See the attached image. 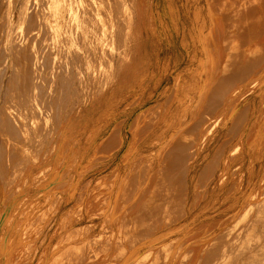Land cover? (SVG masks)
Masks as SVG:
<instances>
[{
    "label": "rangeland",
    "instance_id": "rangeland-1",
    "mask_svg": "<svg viewBox=\"0 0 264 264\" xmlns=\"http://www.w3.org/2000/svg\"><path fill=\"white\" fill-rule=\"evenodd\" d=\"M48 1L0 0V110L6 97L20 109L35 92L25 87L43 81L40 71L19 73L24 50L66 99L98 76L102 22L105 46H124L88 125H43L39 116L19 123L16 115L13 125L0 123V264H170L173 245L185 242L176 264L255 262L264 254V0H107L101 13L100 0ZM235 48L245 53L227 73ZM201 70L210 85L198 97ZM153 129L167 139L146 147ZM46 136L65 137L58 172H68L57 177L66 184L52 181ZM128 149L119 177L112 169ZM79 150L86 155L73 162ZM201 232L208 238L195 242Z\"/></svg>",
    "mask_w": 264,
    "mask_h": 264
},
{
    "label": "bare ground",
    "instance_id": "bare-ground-1",
    "mask_svg": "<svg viewBox=\"0 0 264 264\" xmlns=\"http://www.w3.org/2000/svg\"><path fill=\"white\" fill-rule=\"evenodd\" d=\"M51 1V0H50ZM48 1V2H50ZM66 1V0H65ZM101 1V4L98 6L97 10H98V13H101V12H104V9H105V6H106V2L107 0H100ZM64 2V1H63ZM244 2V1H243ZM243 2L239 1L240 3V6H243ZM51 3V2H50ZM49 3V4H50ZM56 4V3H55ZM260 4V2H259ZM58 5V4H57ZM62 5V4H61ZM64 5V4H63ZM257 5V4H256ZM259 6V5H257ZM54 7V5H53ZM57 7V6H56ZM55 7V8H56ZM60 7V6H59ZM62 7V6H61ZM68 7V6H67ZM67 7L65 9H67ZM70 7V6H69ZM221 6H217V9H219ZM52 8V7H51ZM64 9V10H65ZM156 10L157 7H156ZM215 10V9H214ZM53 13H55L54 9H52ZM59 11V10H58ZM57 11V13H59ZM67 11V10H66ZM60 14V13H59ZM28 15V14H27ZM55 15V18H56V14ZM53 15V16H54ZM52 16V15H51ZM216 16H219V14L217 13ZM54 18V19H55ZM53 19V18H52ZM51 20V19H50ZM56 20V19H55ZM54 20V21H55ZM101 20V18H100ZM26 21V25L27 27H30V25H33L34 22L32 20V16L29 14L28 17H27V20L25 19ZM48 21V20H46ZM45 21V22H46ZM58 22V21H57ZM48 23V22H47ZM53 23V22H52ZM51 23V25H52ZM36 24V22H35ZM153 31L155 32V29L156 28V31H157V28L159 29L161 27V21L159 20V16L156 15L153 19ZM48 25V24H47ZM113 25V24H112ZM53 26V25H52ZM101 36L100 38H98L99 40V43H100V51L98 53V55H96V57L103 61L106 62L107 64H101L100 65L98 64V66L96 67L97 69V72H98V76L95 78H92L91 77L93 76H90V79L88 82H85L84 86L82 87H73L71 88L70 90V93L68 92V96L66 99H63L60 95H59V92L57 89H53L51 88V86L49 85V81H50V78L49 77H45L48 73L44 70L46 69V67H44V64L43 63H33L31 60H32V53L29 52H26L24 50V54L26 56V61L22 62V66L23 67H20V70H19V73L21 75H26L27 77H31L32 74H38V71H40V74L42 77H43V81L40 82L38 85L36 86H27L25 87V89H27L29 87L30 90H34L35 92L33 93H30L27 97H25L22 101L23 105L20 106V109L21 107L23 108L22 110H20L19 108H15L13 106H11L10 104V99L8 97L5 98V101L6 103H8L7 105H4L2 110H0V123L2 124H5V125H13L12 123V119L14 117V115H16V117L18 118L19 120V123L20 121L23 119V118H31L33 116L32 119L34 118H37V116H39L42 121H43V125H70V126H67L68 128L67 129H74V126L75 125H88L89 123V118L91 117V101H93V99L96 97L97 93L99 92V89H101V87H103L102 85V79L105 80V78H107L108 76L110 77V73H115L117 71V61L115 58H120V54L123 50V46H124V43H116V42H113V45H110V47H106L105 46V43H104V37L106 35V29H107V26H106V23L102 22L101 23ZM48 28V26H46ZM49 29V28H48ZM84 29V28H83ZM81 30V29H80ZM50 31V30H49ZM52 31V29H51ZM50 31V32H51ZM84 31V30H83ZM160 31V30H158ZM79 32V31H78ZM53 33V32H51ZM55 33V32H54ZM152 33V32H151ZM198 33L200 35H202L203 33V30L202 29H198ZM57 34V33H56ZM80 34V33H77V35ZM82 35V33H81ZM80 36V35H79ZM83 36V35H82ZM197 37H198V41H200V44H201V38L202 36L199 37V35L197 34ZM80 39V37H78ZM82 40V39H81ZM201 47H205V42L202 43L200 45ZM235 50H237V48H235ZM235 52V53H234ZM39 53V52H38ZM245 51H244V48L243 50H241V48L237 51H233V53L231 52L230 55L227 54L228 57H232V61L229 62V65H228V69L226 70V72H233L234 74H236V71L235 69L240 65L238 64L239 62L237 63H234V61H237L240 57L239 56H244L242 54H244ZM236 57V58H235ZM238 58V59H237ZM228 60V59H226ZM226 60H223L221 61L220 63L224 62L226 63ZM28 61H31V62H28ZM27 62H28V66H27ZM105 66V67H104ZM104 67V68H103ZM95 70V69H94ZM89 71V70H88ZM87 71V73H88ZM95 73V71H94ZM200 77H201V81L198 83V97L201 96L208 88V86L210 85V75L211 73L209 72H204V70H201L200 71ZM224 72H220V71H216L215 72V75L217 76V78H221L223 76ZM264 74V73H263ZM90 75V73H89ZM97 75V74H96ZM202 75H206V79L202 78ZM262 75V74H261ZM89 77V76H88ZM94 77V76H93ZM108 77V79H109ZM87 78V77H86ZM263 78V76H262ZM87 81V79H86ZM107 81V79H106ZM104 83V81H103ZM106 83V82H105ZM104 83V85H106ZM107 84H108V81H107ZM262 84H264V78L262 80ZM101 85V87H100ZM264 86V85H263ZM100 87V88H99ZM261 87V86H260ZM105 89V87H104ZM103 90V88H102ZM101 90V91H102ZM104 91V90H103ZM111 91V89H110ZM25 92V91H24ZM102 93V92H101ZM99 96V95H98ZM101 96V95H100ZM29 97H33L31 100H29ZM28 98V99H27ZM27 100V102H26ZM40 101V102H39ZM26 102V103H25ZM146 104V103H145ZM121 107V106H120ZM193 107V106H192ZM13 108H15V111L16 113L14 114V111H13ZM113 108V107H112ZM98 110V109H97ZM149 109H146V110H143L142 112L138 113L136 116H135V121H138L140 118H143L144 115L148 112ZM115 114V113H114ZM96 119V118H95ZM96 122V121H95ZM114 123V122H113ZM27 125V124H25ZM61 127V126H60ZM87 127V126H85ZM92 127V126H91ZM152 127V126H151ZM149 127V128H151ZM154 127V126H153ZM66 128V126H65ZM77 128V127H76ZM160 128V127H159ZM82 129V127H81ZM79 130V128H78ZM92 131V130H91ZM146 131V130H145ZM148 131V130H147ZM162 132V130L160 131ZM60 133V131H59ZM71 133V132H70ZM85 133V132H84ZM83 134V132H82ZM64 136V135H63ZM63 136H59V137H56L55 139L53 137H50V136H46L43 138L44 142H45V147H46V153H44V155H46V159L48 161V164L51 165L53 167V175L51 176V178H54V180H52L54 182V185L56 186L57 185V181H62L63 183L66 184L67 181H64V180H61L63 179V175L65 176V174H67L68 170H65L64 173L60 174V172H58V168L60 166H62V158L60 156H63V155H60V151L58 150V145L59 144H63L65 142V137ZM70 136L72 137V139L75 140V134H70ZM83 135H81L82 137ZM69 137V136H68ZM93 138V137H92ZM167 139V138H166ZM165 137L161 134V133H158L157 130L153 129L151 130L149 133H147L146 137L143 139V145H145L146 147H151V146H154V145H159L161 143V141H166ZM70 140V138H69ZM68 142V141H67ZM74 143V142H73ZM77 143V141H76ZM75 143V144H76ZM88 143V142H87ZM69 144V143H68ZM86 144V143H85ZM140 144V143H139ZM43 145V143H42ZM70 145L72 146V144L70 143ZM121 145V142L120 144ZM69 146L68 148L70 149ZM84 146V145H83ZM95 146V144H94ZM99 146V145H98ZM137 146V145H136ZM79 147V146H78ZM156 147V146H155ZM56 150H55V149ZM67 148V147H66ZM65 148V149H66ZM67 148V150H68ZM80 148V147H79ZM97 148V147H96ZM122 148V147H121ZM42 149V148H41ZM82 149V148H81ZM144 149V148H143ZM86 150V149H85ZM95 150V148L93 149ZM130 150L128 149V154L124 153V156H121V159L120 161L121 162V166L118 167L119 163H117L115 165V167L112 169V170H115L117 175L120 177L122 174H121V171H123L124 167H125V163L127 161H130V156L132 153L131 151V154L129 152ZM134 151V150H133ZM66 152V150H65ZM93 152V151H92ZM150 152V151H149ZM250 152V151H249ZM69 153V152H68ZM146 153V152H145ZM64 154V153H63ZM67 154V153H66ZM140 154V153H139ZM142 154V153H141ZM42 155V154H41ZM71 155V154H69ZM68 155V157H69ZM79 155V156H78ZM86 155V152L85 151H78L77 153L75 152V157L73 158V162H75V158L77 157H80V158H83L84 156ZM91 155V154H90ZM89 155V156H90ZM129 155V156H128ZM92 156V155H91ZM143 156V155H142ZM39 158V156H37ZM139 157V155H137L136 159ZM141 157V155H140ZM37 158V159H38ZM44 158V157H43ZM86 158V157H85ZM134 158V157H132ZM131 158V159H132ZM42 159V157H41ZM45 159V160H46ZM68 159V158H67ZM75 159V160H74ZM135 159V160H136ZM81 160V159H80ZM153 160V159H152ZM67 162V160H65ZM86 161V160H85ZM132 161V160H131ZM151 161V160H150ZM35 162V161H34ZM33 162V163H34ZM134 162V160L132 161ZM155 162V161H153ZM160 162V161H159ZM32 163V164H33ZM84 163V162H83ZM130 163V162H129ZM35 164V163H34ZM65 164V163H64ZM160 164V163H159ZM72 165V164H71ZM151 165V163L149 164ZM65 166V165H64ZM50 169L49 166L46 167L45 169ZM150 168V167H149ZM69 169V168H68ZM72 169V168H71ZM44 170V169H43ZM75 170V169H74ZM125 170V169H124ZM151 170V168H150ZM149 170V171H150ZM155 170V169H154ZM157 171V170H155ZM44 172V171H43ZM47 172V171H46ZM76 172V171H75ZM72 173V171H71ZM74 173V171H73ZM125 173V172H124ZM151 173V172H150ZM152 173H154V171H152ZM45 174V173H44ZM57 175L61 176V179H58ZM76 175V174H75ZM81 175V174H80ZM85 175V174H84ZM83 176V175H82ZM149 176V175H148ZM70 177V176H69ZM36 179V178H35ZM86 179V178H85ZM40 180V179H39ZM43 180V178H42ZM40 180V182L42 181ZM78 180V179H77ZM102 180V179H101ZM100 180V181H101ZM97 181V180H96ZM99 181L98 184H100L101 182ZM39 182V181H38ZM73 182V181H72ZM79 183V182H78ZM71 187L69 188H72L74 183H71ZM33 185V184H32ZM69 185V183H68ZM78 185V184H77ZM69 188H67L69 190ZM252 189H249V193H247L246 195L243 196V202H242V206L245 205V207L243 208L245 211L247 210L246 208L249 207L250 204H248L250 201V198L252 196V190L254 189V187L252 186L251 187ZM246 190V189H245ZM67 192V191H66ZM65 192V193H66ZM69 193V192H67ZM68 195V194H67ZM75 195V194H73ZM107 197H108V194H106ZM36 197V196H35ZM109 198V197H108ZM111 198V196H110ZM241 198V197H240ZM34 199V198H33ZM67 199V198H66ZM72 199V198H71ZM239 200V199H238ZM37 201V200H36ZM37 203V202H36ZM241 203V202H240ZM237 204V203H236ZM239 204V203H238ZM239 207V206H238ZM83 216V215H81ZM80 217V216H79ZM81 218V217H80ZM89 219V217H88ZM87 220V219H86ZM79 221V220H78ZM186 221V220H185ZM81 222V221H80ZM90 222V221H88ZM87 222V223H88ZM75 223V222H74ZM72 223V224H74ZM80 224V223H79ZM83 224V223H82ZM240 225V221L235 224V227L238 228V226ZM73 226V225H71ZM244 226V225H243ZM179 227L180 229H183L184 226L182 225V223L177 226ZM63 228V227H62ZM69 229V228H68ZM64 230V228H63ZM66 231L67 230V227L65 229ZM70 230V229H69ZM170 231V230H168ZM217 231V229H212L210 231L211 235H214L215 232ZM33 232V231H32ZM65 232V231H64ZM205 233V232H201L198 237L195 239V242H198V243H203V240H205L206 238H208L207 236H203L202 234ZM39 234V233H38ZM166 234H169V233H166ZM40 237V236H39ZM1 238V237H0ZM16 239V238H15ZM10 241V240H9ZM37 241H40L37 240ZM10 243V242H9ZM8 243V244H9ZM152 243L149 244V246H151ZM10 247V246H9ZM188 247V244L185 242V243H176L175 245H173L172 247V252L170 253L172 255V259H171V263L170 264H176V261L180 259V257L185 254L186 252V248ZM40 250V249H39ZM42 250V249H41ZM169 254V255H170ZM229 253H227L226 255H228ZM225 255V256H226ZM168 256V255H167ZM166 256V257H167ZM227 257H230V256H227ZM225 257V258H227ZM237 258L238 257H232L233 260H226V259H223V260H220V261H214V262H200V261H196L198 264H228L229 262L231 263H235V264H243V262L241 261H237ZM33 260V259H31ZM30 260V261H31ZM168 261V260H167ZM33 262V261H32ZM33 264V263H32ZM169 264V263H168ZM183 264V263H182ZM248 264V263H246ZM250 264H264V254H261V256H259V258L255 261V262H252Z\"/></svg>",
    "mask_w": 264,
    "mask_h": 264
}]
</instances>
